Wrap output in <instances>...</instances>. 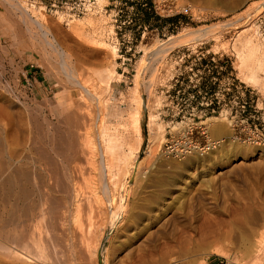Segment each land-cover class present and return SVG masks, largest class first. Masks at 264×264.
Listing matches in <instances>:
<instances>
[{
  "label": "rangeland",
  "instance_id": "1",
  "mask_svg": "<svg viewBox=\"0 0 264 264\" xmlns=\"http://www.w3.org/2000/svg\"><path fill=\"white\" fill-rule=\"evenodd\" d=\"M2 1L0 0V104L1 106L6 105L8 111L11 108L10 113L14 117L13 119L10 118L12 117L10 115L8 118L7 116L0 117L2 118L0 126L3 124V128H0V137L3 138L1 137L2 140H0L7 143L3 144L2 142L1 144L0 142L2 150L0 164L11 163L7 158L10 156L7 154L8 150L11 149L9 154L19 153L18 156L21 154L20 158L23 161L20 164L24 162L33 166L34 160L42 159L39 156L42 153L39 151L44 150L42 137L46 130L44 120H50L53 122V126L58 125L59 137L55 141V147L57 145L58 148L55 150L59 156L56 165L58 170L55 167V171H59V169L60 171L50 173L53 174L51 180L50 174L44 173L43 176L47 175V177L41 178L42 182L39 180V184L43 185V187L41 185L39 187L40 190L45 189L43 190L45 193L46 190L47 193L50 192L51 196L48 194L52 198L50 201L55 202L54 205H50V208L53 209V215L55 212L57 213L54 217L59 216L60 211H62L60 213H64L67 210L64 208V201H67L68 194L73 192L70 187L72 183V187L77 189L79 184L84 183V180L87 179L89 182L90 176L94 183L96 180L100 182V179L98 180L99 171L96 170L98 165H95V170L88 173L91 171V167L86 164V157H83L86 155L84 149L80 148L83 141L76 139L67 141L65 139L66 134L64 133H67V129L73 130L75 136L77 133H85L84 129H87V126L80 124L82 122H79L80 118L75 121L79 115L77 119L71 120L74 123L73 127L70 125V127L67 126L68 128L61 122L62 119L64 120V115L60 111L55 110V113L50 116L46 100L52 101L51 106L55 107L56 99L64 101L67 93L62 85L47 76L42 66L43 64H45L44 67L49 66L46 68H51L52 70H49L55 74L54 67H58V65L54 60L58 57L54 56L56 54H53L54 52L50 49H47L49 56L53 57L46 58L45 63L39 62L38 59H42L41 48L33 40V37L38 38L39 36L31 35L32 32L35 34L37 29L27 27L20 21L21 12L14 11L9 0ZM18 1L24 5L34 19L43 14L46 17L45 25L57 30L61 50L71 56L72 63L79 75H82L80 76L82 80L91 78L96 81L97 72L115 65L116 73L123 77L122 83L115 85V91L105 86L107 89L103 92L107 91L113 95L116 92L117 101L121 102L122 100L120 104L123 105L124 113L132 109V105L127 101L129 98L126 97L130 96L131 89L134 87V79L138 75L141 60L146 58L145 45L165 43L170 38L177 37L189 30L240 21L239 28L223 30L217 38H210L195 46L171 50L164 60H160L159 64H153L151 69L147 64H150L151 60L148 59L145 69L148 73L144 71L141 75L143 77L141 79L143 82L141 94L144 100L142 111L143 145L138 156L142 163L140 175H143L139 177V182L143 183L140 185L141 189H144V191L141 190L144 197L142 196V200L138 204L146 203V205H142L139 210H132L128 219L125 218L127 222L118 224L116 230L110 227L103 229L105 237L101 251L109 249L108 264H236L241 260L244 264H250L251 257L244 253L242 236L247 237L255 234L259 226L264 224V152H262V148L231 138L221 148L212 150L210 153L199 152L186 159L175 160L164 155L163 146L174 134L183 129L207 128L214 140L224 138L226 140L229 136L233 137L234 131L230 122L232 115L233 117L238 115L239 120L249 118L247 122L249 126L264 129V95L242 79L237 70V56L234 50L239 34L249 28H252L253 32L250 31L248 34L264 40V10L262 9L263 13L260 11L258 12L260 14H255L264 0H179L181 6H190L187 10L179 12H170L172 9H168V7H172L173 3L166 4L167 0H164V5H162V0H119L118 3L122 4L121 8L124 12L134 16V22L123 32V34H127V37L119 34L114 38L110 35L114 30L112 23L114 13L111 9H114L112 4L117 0H97L100 7L98 15H88L69 22L68 25L64 23L63 18H58L50 12L47 0ZM109 3L111 4L108 8L109 12L106 13L104 6ZM167 5L168 7H165ZM45 6L48 7L47 10ZM13 11L14 13H12ZM175 19L176 21H174ZM19 41H23L33 51L32 54L20 47ZM112 49L116 50V55L111 58L110 51ZM49 61L53 64L51 63V65ZM46 63L50 65H46ZM152 68L155 70L153 73ZM152 77L157 78L152 81L153 86L150 93L147 91V84H149L150 78L152 80ZM107 93L105 95L110 97ZM74 94L77 96L78 93ZM246 100L252 105V108L248 110L249 112L247 111L248 113L243 114L239 105ZM151 112L157 124L165 125V133L162 143L155 147L154 154L149 155L147 153L150 145L148 123ZM13 120L15 121L13 122ZM17 122L18 124L21 122L20 127L23 124L21 131L18 124H13ZM27 122L30 123L28 126L31 128L26 134ZM9 123L13 124V127ZM7 124L9 128L6 126ZM215 124L220 125L223 132L218 133L214 129ZM92 127L91 124L88 126V128ZM7 128L11 130L8 131ZM16 129L24 133V137L22 135L20 137L24 140L19 139L16 142L19 144L18 146L15 141L11 143H15L14 145H10L13 140L8 136V133L6 134V131L12 132ZM261 132L264 134V130ZM70 141L71 143H69ZM74 142L75 144L77 142V145H73ZM66 144H71L72 147L66 146ZM34 145H37L36 148ZM35 150L38 155L35 154ZM69 150L70 153H68ZM71 153H75L73 157V154L70 155ZM12 164V170H15L14 167L18 166L13 162ZM79 167H83V169ZM79 169L88 170L87 173L85 170L83 171L86 175H83L81 171L82 178L78 172ZM12 170L11 174L8 172V175L0 177L3 179L0 184L12 175L14 172ZM143 177L144 179L141 180ZM72 178L74 180H71ZM127 180L125 181L134 187L135 178L128 177ZM58 181L59 185L63 184V188L58 186ZM67 183L70 185L69 187ZM144 186L146 187L144 188ZM60 187L61 189H59ZM80 187L79 189L86 190L85 186ZM66 189L69 193L64 191ZM85 190L83 192H86ZM53 198L57 200L59 198L61 203L59 202L58 205L57 200H53ZM131 202L133 209L137 202ZM55 205L58 206L56 209L60 211L54 209ZM74 207V205H71L70 208L68 206L69 211H72L65 213V226L56 218L59 221L56 228L54 225L56 221H53V227L55 226L56 229L54 234H57H53V238L50 240L55 249L52 250L50 241L47 245H51L52 249L49 246L51 253H58L56 254L58 261L51 260L52 258L56 259L55 255L51 253V259L45 260L47 262L36 259L35 255L27 254L30 256V260L32 257L34 258V261L31 260L32 264L103 263L101 251L96 256H92L94 258L91 260V256L85 251V246L80 242L78 223L73 222L75 220L73 219ZM144 208L149 210H142ZM105 211V215H107L108 212ZM81 213L79 218L84 221L86 218L84 216H87L85 214L88 212ZM137 215L140 218H136ZM34 217V219L31 218L33 222L36 220L34 224L30 222L31 220L28 222V225L30 223L33 226V229L31 225L29 226L30 230H33L32 232L35 230L34 227L39 225L37 223L41 221V219L38 221V213L37 215L35 213ZM130 217L131 219H129ZM2 223L0 217V227ZM29 236L27 240L31 241L32 238ZM263 238L264 234L256 238L257 246H262ZM4 239L5 236L0 239V264H14L12 258L4 253V249H1L2 246L11 245V242L8 241L10 238ZM59 239L60 241L56 242ZM62 241L64 242L62 243ZM219 249L227 251L228 258L217 255L216 252ZM87 255L90 257L87 258Z\"/></svg>",
  "mask_w": 264,
  "mask_h": 264
},
{
  "label": "bare ground",
  "instance_id": "2",
  "mask_svg": "<svg viewBox=\"0 0 264 264\" xmlns=\"http://www.w3.org/2000/svg\"><path fill=\"white\" fill-rule=\"evenodd\" d=\"M9 1L11 3L12 9L14 11L21 12L20 13L21 14V20L20 21H22V23L24 25H26L27 27H34L37 29L35 34H33V32H32L31 35L32 36L33 35L39 36L38 38L33 37V40L35 42H37L41 48V51H40V54L42 55L41 60L38 59L36 57V55L34 54L35 57L38 59V61L39 62L43 61V63H45L46 61L44 62V60L46 58H48V57L52 58L53 57V56L52 57L49 56V54L46 51L47 49L48 50L50 49L52 52H54L53 54H56L54 56L58 57V58H56L57 60L56 59L54 60V61H57L56 65H58V67H56V66L54 67L56 70V71L54 70L56 72V73L54 72L55 74H53V72L50 71V70H52L51 68H49L50 70L47 69L49 66L48 67L46 66L47 68L44 67L45 64H43V66H42L44 68V71H46L47 76L51 80H55V82L62 85L63 86L62 88L67 93L64 101L56 99L55 107L51 106L52 101H50L49 99H48V101L46 100V102H48L47 106L49 107L50 116L53 113H55V110L60 111L64 115V120L60 117V119H62L61 122L63 123V125L65 124L64 126L70 127V125L72 126L74 124V123H72L71 120L77 119V117L79 115L78 119L75 121H78L80 118L79 122L82 121L80 124H83V126L84 125L87 126L86 127L87 129H84L85 133H83V134H81L82 132L79 134L77 133V136L74 135L73 130L67 129V133H64V134H66L65 139H67V141H68V139H71V140L76 139L77 141L78 140L83 141V143L80 142L81 143L80 148L84 149L86 155L83 157L84 158L86 157V159H85V160H87L86 164H88L89 167H91V169L88 167L91 170L88 173H91L92 170H95L97 168L96 170L99 171V175L97 174L99 177L98 180L100 179V182H97V180H96V182L94 183L91 179V176L90 177L88 176L89 178L88 177L87 178L90 179V181H92V182H90V181L88 182L87 179L86 180L83 179L84 180L83 184L85 187L83 186L82 183H81V185L79 184V187L81 186L80 188H83V187L86 188V190L84 189L86 192H83L84 190L79 189L78 186H77L78 187L77 189H74L73 188L74 186L72 187L73 183L71 186L68 185V183H67V186L68 187L70 186L73 189V192L70 189L71 193L68 194L69 193L68 190L67 189L64 190V191L68 192V193L67 192L66 193L69 195V198L67 201H64L65 200V198H64L63 201H64V206H65L64 208L67 209V210L66 209L65 210L68 213L72 211V210L69 211L68 206H69V208L71 207V205L75 206L74 207L75 209L73 210V212H75L73 219H75V220H73V222H76V224L78 223V226L80 229V232L78 229V232L80 233L79 236L81 239L80 242L83 243V245L85 246V251L87 253H89V255L91 256V260H92L94 258V257L92 258V256H96L101 251L102 242H103L104 237H105V234H104L105 232H103V229H105L106 227L107 228L110 227V228L116 230V227H118L117 226L118 224H122L121 222L126 221L125 218L128 219L132 210H139L142 205H144V204L146 205V203H144V202H143L144 204H142V205L138 204L139 201L142 200V196H143L142 191H144V189L143 190L141 189V185H140L143 183L139 182L140 181L139 177L142 175V174L140 175V171L142 173V170H140V169H142L141 168L142 163H140L138 156L140 154V151H141V148L143 145V135H142L143 134L142 133V113L143 112L142 111L144 108V100H143V96L141 94V86L143 83L141 80L143 77H141V75L143 74L144 71L147 72V70H145V69L147 68L146 63H147V61H149L148 59L151 60L150 64L147 63L148 65H150L149 69H151L153 64H155V63L159 64L160 60H164L165 57H167L168 53L171 50H173L175 48L185 47V46H195V45L202 43V42H204L210 38H217L218 34H220L223 30L239 28V26H240L239 22L240 21H236V22L232 21V22H227V23H223V24L220 23L218 25L211 26V27H204V28L189 30V31L182 33L181 35H179L177 37L170 38L165 43H161V44L155 43L152 45H145L144 50L147 52L146 58H143L141 60V62L139 64L140 67H139L138 75L134 79V87L131 89V92L129 94L130 96L126 97V98H129L127 101L129 104L132 105V109H130L126 113H124L123 107H122L123 105L120 104L122 102V100H121V102L119 100L117 101V99L115 97L116 92H114V95H113V94H109L110 92L107 93V91H106L105 93L109 94L110 97H107L105 95V93L103 92L107 88L113 89L115 91L116 90L115 85L122 83L123 77H122V75L116 73L115 65H111L99 73L97 72L96 73V81L94 79H91V78L88 80H82V78L80 77L82 75H79L78 70L76 69V67L72 63L71 56L68 53L61 50L60 38H59V35L57 34V30L55 29L56 30L55 31V30H53V29H51L45 25L46 17L43 14H40L39 18L34 19V17L31 15V13L28 10H26L24 5L20 4L21 3L20 1H18V0H9ZM173 1H174V3L171 4L172 7H168V5L165 6V7H168V9H172V11H170V12H179L180 10L184 11L190 7L187 5L181 6L179 4V2H180L179 0H173ZM2 2H4V0ZM164 3H165V1L162 0V5H164ZM99 9H100V7H99ZM262 9L264 10V1H263L262 5H260L258 7V9L255 11L256 12L255 14H257V15L260 14L258 12H260V11L262 12ZM14 11L12 13H14ZM254 16H256V15H254ZM58 18H63L65 21V16H62L59 14ZM76 20H74V21H76ZM251 30H252V28L251 29L249 28L247 30L242 31L236 39V45L234 46V50H235V55L237 56V59H236L237 60V70L240 73V76L242 77V79L246 82V84H250L253 87L257 88L264 95V40L258 39L255 35L248 34V32H250ZM251 32H253V31H251ZM19 46L22 47L27 52H30V54H32L33 51L30 50L29 47L26 46V44L23 41H19ZM50 55H52V54H50ZM110 55H111V58L114 57L116 55V50L112 49L110 51ZM50 60H52V59H50ZM49 63L51 64L52 62L49 61ZM49 63H46V65H50ZM50 67H52V66H50ZM154 71L155 70L153 69L152 73ZM155 78H157V77H155ZM155 78L152 77V80L150 78L149 84H147L148 85L147 91L150 93H151V89H152L151 87L153 86L152 81H153V79L155 80ZM105 86H108V87L106 88ZM74 93H78L77 96H75ZM158 104H160V103H158ZM5 106H1V104H0V117L7 116V118H8L9 115L12 116L10 113L11 108H9L10 111H8V110H6L7 107H5ZM46 111H47V109H46ZM83 111H84V113H82ZM45 116H46V114H45ZM149 116L150 117H149V123H148V133H149L150 145H149V149H148L147 153L149 155H152L155 152V149H156L155 147H158L160 145V143H162L163 135L165 133V127H164L165 125L157 124L155 121V117L152 114V112L150 113ZM13 117L14 116H12L10 118L13 119ZM57 117H59V116H57ZM21 118H19V119H21ZM0 119H2V118H0ZM22 120H24V119H22ZM14 121L15 120H13V122ZM4 123H5V120H4ZM11 123H9V124H11ZM44 123H46V130L42 136L43 140H44V144H43L44 150L41 149L42 151H39L37 149L39 152L42 153L41 155L39 154V156H41V158H42V159H40L41 161L36 158L37 160H34L32 162V163H34L33 166H30L29 164L24 163V162H23V164H20L21 161H23V159L20 158L21 154H20V156H18L17 154H19V153H17V154L14 153L15 152L14 149H12V150H14V152H13L14 154H9L10 150H11L10 149V150H8L9 152L7 153L10 156H8L7 158L10 160L9 162H11V163L13 162L18 167H16V168L14 167L15 170H12L13 164L11 165V163H6V162H3L0 164V177L1 178L4 175H6L8 172L10 173L11 170L14 171L12 173V175H10L11 173L9 174L10 177L8 176V178L4 179L5 181L2 182V184H0V217H1V221L3 222L1 227H0V239L5 236V239L10 238V240L8 239V241L11 242L10 246H6V247L2 246L3 248H1V249H4L5 250L4 253L8 254L12 258L14 264L33 262L34 258L32 257L31 260H33V261H31L30 256L27 254H31L33 256L35 255L36 259H38L40 261H43V260L45 261V260L51 259V256H52V255H50L51 250L49 251V249L51 248V245H47V244H49L51 242L52 248L54 246L53 242L50 240L53 238L52 236L55 232L54 230H56L54 227L56 226V228H57V225H59V223L57 224V222H59V221L61 222V224L63 223V225H64V223H66V217H65L66 212L60 213L62 211H60L59 209H56V208H58V206L56 207V205H55V206H53L54 209L58 210L60 212H59V216L57 215L54 217L56 212L54 211L55 213L53 215V209H51L52 207L50 208V205H54L55 202L54 201L51 202L52 198L49 197L50 192L48 191L49 193H47V190H46V193H45V191L43 192V190H45V189L40 190V187L41 186L43 187L42 183L39 184L40 183L39 180L41 182L43 181L41 178H43L44 176L47 177L48 173L50 174L53 171H54V173L60 171V169H59V171H55V167L57 169V166H56L57 165V158L59 156L58 155L59 153L57 154V152L55 150L58 148L57 145L55 147V141H57L56 139L59 137L58 136V129L59 128H57L58 125L53 126V122H50V120H48V119H47V121L44 120ZM13 124L17 125L18 122L13 123ZM13 124H11L12 125L11 127H13ZM19 124H18V126H19ZM28 124L30 125V123L27 122L26 134L29 132V130L31 128L30 126H28ZM54 124H56V123H54ZM90 124H91V127L93 125L92 128H88V126ZM2 126H3V124H2ZM2 126H0V128ZM6 126L8 127L9 125L7 124ZM21 127H23V124L21 125ZM21 127L19 128L20 131H21ZM8 128H7V130H8ZM221 128L222 127L218 124L214 125V129L217 130L218 133L223 132V129H221ZM17 129H16V131L12 130V132L6 131V134L8 133V136L11 138V140H13V141L10 140L11 142L9 141L10 145H14L16 142L19 141V139H22L20 137H22L24 135L23 132H22L23 133L22 134L20 131H17ZM78 129H75V130H78ZM2 130H4V129H2ZM9 130H11V129H9ZM80 130H81V128H80ZM60 132H62V131H60ZM1 137H0V139L2 140L3 137L2 138ZM231 138H232V136H229L226 138V140H230ZM1 140H0V142H1ZM23 140L24 139H22V141ZM14 141H15V143L11 144ZM2 142H1V144H2ZM223 142H224L223 140L218 141L217 143L214 142L210 146L217 145V144L220 145ZM4 143H6V142H3V144ZM69 143H71V141ZM72 144L74 145L75 142ZM16 145L18 146L19 144L16 143ZM25 145H27V144H25ZM68 145H70L72 147L71 144H66V146H68ZM75 145H77V142ZM34 146H35L34 148H36L37 145H34ZM58 146H60V145H58ZM257 146L261 147L262 152H264V146H262V145H257ZM10 147H12V146H10ZM67 148H69V147H67ZM238 148H240V147H238ZM215 149H216L215 147L213 149L211 148V150H215ZM75 150H77V148H75ZM0 152H2L1 149H0ZM16 152H18V151L16 150ZM77 152H78V150H77ZM28 153H29V151H28ZM68 153H70V150ZM198 153L199 152H196L192 155H195ZM35 154H37L36 150H35ZM74 154L75 153H71L70 155H72V157H73ZM76 155H78V154H76ZM82 155H84V154L82 153ZM192 155H190V156H192ZM165 156H167V154ZM3 161H6V160H3ZM60 162H62V161H60ZM58 164H59V162H58ZM95 165H98V167L95 168ZM83 167H84V165H83ZM83 167H79V168L83 169ZM65 168H66V166H65ZM67 168H68V166H67ZM82 169L81 170L79 169L78 172H80V174H81V171H82V174L86 175V174H84L83 171L85 170L86 171L85 173H87L88 170H86V169L82 170ZM66 171H68V170H66ZM44 173L47 175L43 176ZM82 174H81V178H82ZM52 175L50 174V180H51ZM93 177H95V176H93ZM128 177H134L135 178L136 183H135L134 187H132L133 185L130 186L128 184V182L125 181V180H127ZM1 178H0V182L3 181V179H1ZM52 179H53V177H52ZM142 179H144V177L141 178V180ZM57 180H55V181L57 182ZM71 180H74V179L72 178ZM57 184H58V186H61L63 188V186H62L63 184L59 185L60 182ZM61 187L59 189H61ZM145 187L146 186H144V188ZM54 188L56 189L58 187H54ZM147 188H148V186H147ZM149 188H151V187H149ZM133 190H134V193H133ZM53 193H54V191H53ZM57 193H59V192H57ZM53 197H55V196H53ZM50 198H51V201H50ZM54 199L57 200L56 198H53V200ZM61 201H62V199H61ZM131 201L137 202V203H135V206L133 207V209H132V202ZM59 202H60V199L58 198L56 203H58V205H59ZM149 203H151V202H149ZM145 208L142 210H146ZM105 210H107V212H108L107 215H105L106 214ZM148 210H146V211H148ZM84 211L88 212V213H86V214L84 213L87 216H84V218L85 217L86 218L83 221L82 219L79 218V216L81 217L80 214H82L81 212H84ZM35 213H36V215L38 213V217H39L38 221H40V219H41V221H40L41 224H40V222H38L37 225L38 224L39 225L34 227L35 230H34V232H32L33 230L31 231L30 229L31 228L33 229V226L30 223L28 225V222H29V220H31V218L34 217ZM139 215H137L138 217H136V218H140ZM56 218H58L59 221ZM129 219H131V217ZM133 220H132V222H133ZM53 221L56 223V224H54L55 225L54 227H53ZM30 222L32 223L33 221L31 220ZM34 222L32 224H34ZM9 225H10V228L8 227ZM30 225L32 226L31 228H29ZM30 232H32L30 235L32 238V239H30L31 241L27 240ZM76 232H77V230H76ZM56 234H54V235H56ZM262 234H264V224H261L259 226V229L255 234L253 233L251 236H247V237L242 236V244H243L244 249H245L244 253H246L248 256L251 257L250 264H262V263H264V238L261 240L262 246H257V244H256L257 243L256 238H259ZM57 241H60V239L56 240V242ZM9 242H8V244H10ZM63 242L64 241H62V243ZM54 243H55V238H54ZM2 244L4 245V243H2ZM83 245H81V246H83ZM49 246H50V248H49ZM74 248H73V250H75ZM54 249L55 248H53L52 250H54ZM60 252H61V250H60ZM73 252H75V251H73ZM51 254H53V253H51ZM56 254H58V253H56ZM56 254H53V255H55L54 256L55 258H56ZM108 254H110L108 248H107V250L105 249L104 252L101 251V256L103 259L102 264H108V256H109ZM216 254L219 256H223L225 258H228V252L223 250V249L217 250ZM89 255H87V258L90 257ZM51 260L54 262L58 261L57 258L56 259L52 258ZM45 262H47V261H45ZM232 263H234V262H232ZM236 264H244V263H243V260H241V261L237 262Z\"/></svg>",
  "mask_w": 264,
  "mask_h": 264
},
{
  "label": "built area",
  "instance_id": "3",
  "mask_svg": "<svg viewBox=\"0 0 264 264\" xmlns=\"http://www.w3.org/2000/svg\"><path fill=\"white\" fill-rule=\"evenodd\" d=\"M50 6V12H52L55 16L59 17V14L65 16L64 23L68 25L71 21L76 19L84 18L88 15L96 14L98 15L100 9L97 0H47ZM111 1V0H109ZM123 1V0H121ZM119 0L115 1L112 6L113 15H112V23H113V33L110 34L113 38L117 37L119 34H123V32L133 24L134 16L129 13L126 14L121 8V3H118ZM174 3L173 0H167L166 4ZM111 4L109 3L107 6H104L105 12H109L108 8ZM46 10H47V6ZM133 9V8H132ZM123 37H127V34H123ZM252 105L249 102L242 101L239 105V109L241 113H246ZM249 112V111H248ZM247 112V113H248ZM258 113V112H255ZM228 117V114L226 115ZM251 117V116H250ZM249 118L245 120H239L238 115H232L231 126L234 131L233 139L243 142L249 143L252 145H262L264 146V134L261 132L264 129H259L257 126L251 127L248 125ZM224 142L222 144H217L210 146L212 143H217L221 140H214L211 138L210 133L207 128H191V129H183L178 133L174 134L173 137L168 140L164 144L163 153L164 155L175 159V160H183L189 157L190 155L200 152V153H210L214 147L221 148L222 145L226 143L227 140L222 139ZM217 146V147H216ZM215 149V150H216Z\"/></svg>",
  "mask_w": 264,
  "mask_h": 264
},
{
  "label": "crops",
  "instance_id": "4",
  "mask_svg": "<svg viewBox=\"0 0 264 264\" xmlns=\"http://www.w3.org/2000/svg\"><path fill=\"white\" fill-rule=\"evenodd\" d=\"M111 11H113V10L111 9Z\"/></svg>",
  "mask_w": 264,
  "mask_h": 264
},
{
  "label": "trees",
  "instance_id": "5",
  "mask_svg": "<svg viewBox=\"0 0 264 264\" xmlns=\"http://www.w3.org/2000/svg\"><path fill=\"white\" fill-rule=\"evenodd\" d=\"M174 21H176V19Z\"/></svg>",
  "mask_w": 264,
  "mask_h": 264
}]
</instances>
